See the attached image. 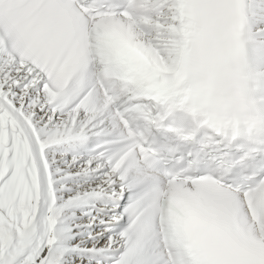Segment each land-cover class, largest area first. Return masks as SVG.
Here are the masks:
<instances>
[{
    "label": "snow or ice",
    "instance_id": "6c2138e0",
    "mask_svg": "<svg viewBox=\"0 0 264 264\" xmlns=\"http://www.w3.org/2000/svg\"><path fill=\"white\" fill-rule=\"evenodd\" d=\"M0 264H264V0H0Z\"/></svg>",
    "mask_w": 264,
    "mask_h": 264
}]
</instances>
